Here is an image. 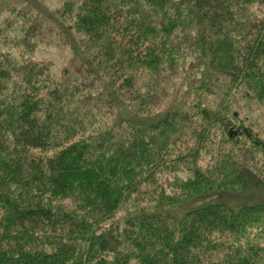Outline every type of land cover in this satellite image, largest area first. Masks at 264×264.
<instances>
[{
  "label": "trees",
  "instance_id": "obj_1",
  "mask_svg": "<svg viewBox=\"0 0 264 264\" xmlns=\"http://www.w3.org/2000/svg\"><path fill=\"white\" fill-rule=\"evenodd\" d=\"M34 9L0 51V264H264V201L188 203L260 182L234 119L264 103V0H62L57 78Z\"/></svg>",
  "mask_w": 264,
  "mask_h": 264
},
{
  "label": "rangeland",
  "instance_id": "obj_2",
  "mask_svg": "<svg viewBox=\"0 0 264 264\" xmlns=\"http://www.w3.org/2000/svg\"><path fill=\"white\" fill-rule=\"evenodd\" d=\"M61 4L62 0H0V22L7 18L11 21L9 24H12L6 28L7 37L0 40V51H10L12 54L16 53L17 55H22V51H20V49L15 46V42H17L15 41V37H19L21 35L23 36L21 28H26L29 24L24 23L21 18L24 17L23 14L26 12L29 13V18H31V15L36 16L37 11L34 9V7H39L40 9L46 11L48 15H43L41 17L40 14H38V16L41 17L39 19L40 30L38 31H42V36L38 37L30 34L27 37L29 44H34V46L31 48L29 57L33 58L34 60L44 61L46 64H48L50 72L56 78L62 76L64 71H66L68 68L69 72L74 71L73 65L75 64L72 59L70 46L66 43V35L63 34L64 32L61 33L62 31L66 32V30L69 29L67 28V25L59 18L58 21L62 25V28L55 25L51 19V16H55L54 11ZM73 33L78 35L74 30ZM73 33L72 35H74ZM209 100L214 102L216 99L215 97L210 96ZM235 107L240 110L238 118L234 119L236 124L243 125L248 129L251 128L254 132H257L256 138L261 139L264 145V103L241 98L236 100ZM225 133H223L220 125L213 127L212 134L207 140L210 151L213 149L210 146L217 145V140L220 139V136L225 138ZM244 139L245 138L242 137L241 140L245 141ZM223 145L227 148L231 147V149L234 150L235 157L239 159V156L242 152H240V149L233 147V142L230 143L224 141ZM202 157H204L203 160H205L207 164L212 163L215 165L217 163L218 165V162H220L216 161V158L219 157H215L213 154L210 156V154H208L206 151H203ZM249 158L255 165L252 171L257 174L260 182L252 181L251 186L248 189L239 192L217 191L208 193L210 196H204V200L190 199V202L188 203H194V205H196L211 200H225L234 205H241L245 202L264 201V154L262 151L256 152L254 156L250 155ZM181 172L182 171H179V175ZM184 174L185 173L182 175ZM173 212L177 215L183 213L182 210H173Z\"/></svg>",
  "mask_w": 264,
  "mask_h": 264
}]
</instances>
